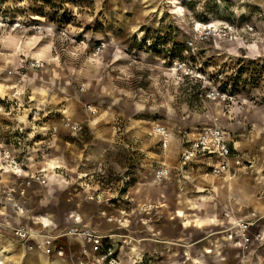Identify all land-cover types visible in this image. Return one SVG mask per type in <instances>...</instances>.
Listing matches in <instances>:
<instances>
[{
  "label": "rangeland",
  "instance_id": "374dc122",
  "mask_svg": "<svg viewBox=\"0 0 264 264\" xmlns=\"http://www.w3.org/2000/svg\"><path fill=\"white\" fill-rule=\"evenodd\" d=\"M246 26H252L253 31ZM226 29L231 32L227 36ZM20 36L33 41L30 53L34 57L28 59L27 65L30 60L41 61L43 67L36 69H43L41 72L15 69L16 60L8 54L14 51V41ZM13 85L30 87H20L19 110L8 117L0 116V149L15 151L17 160L29 166L33 161H43L42 154L59 155L62 141L56 138L63 137L70 142V162L75 166L70 177L55 165H51L52 170L32 168L29 174L36 177L29 185L8 169L0 172L2 192V188L9 192L10 181L24 180L31 191L29 209L38 216L45 217L49 212L61 216L67 209L68 193L80 203L85 193L92 194L96 184L106 197H125L126 189L148 177L147 172L155 166L153 159L144 155L157 150L155 126L169 132V147L176 150L177 143L186 147L187 140L211 128L206 122L211 116L220 123L214 127L224 132L226 123L234 124V131L229 132L233 143L250 139L253 145L249 151L264 160V123L260 128L254 126L259 119L245 109L259 112L252 106L264 107V0H0V100L10 95L8 86ZM29 94L41 104H52L53 110L64 105V118L79 124L81 130L73 134L60 128V110L48 115L59 120L54 137L43 135L45 132L38 128L31 129L28 114L33 102L27 100ZM87 106L95 113L90 114ZM242 112L244 115H240ZM17 126L45 142L23 141ZM86 143H94L91 149L105 150V165L100 171H88L89 181L82 186L79 163L84 161L80 153ZM25 146L38 151L26 154ZM39 176L59 180L63 177L72 185L66 188L55 181L48 188L52 193L49 195L47 187L36 182ZM249 184L257 186L258 210L264 212L262 181ZM116 201L105 206L114 203V208L127 214L136 209L125 198ZM168 210H173V204ZM0 211L14 212L1 192ZM100 214L103 217L94 220L98 228H103L110 216ZM123 216L113 218V225H109L118 235L125 233L116 223L121 219L120 223L126 222ZM177 216L182 218L183 214L178 212ZM249 216L247 220L254 224L248 229L247 248L240 250L230 244L231 249L225 252L229 264H264V246L253 240L258 233L264 236V218L255 213ZM162 220L167 219L149 220L150 237L158 243L171 244L173 238L164 236L178 232V222L170 221L167 228ZM203 222L196 220L198 227ZM110 242L115 248L117 244ZM177 252L179 261L181 249ZM167 256L145 257L143 264H156L158 257ZM183 262L190 264V260Z\"/></svg>",
  "mask_w": 264,
  "mask_h": 264
},
{
  "label": "crops",
  "instance_id": "0c3cea01",
  "mask_svg": "<svg viewBox=\"0 0 264 264\" xmlns=\"http://www.w3.org/2000/svg\"><path fill=\"white\" fill-rule=\"evenodd\" d=\"M23 38L20 36V38L14 41V51L8 54L16 60L15 69H19L20 71H32L35 74L41 72L43 69L37 71L36 69L28 67V59L34 57L32 56L33 54L30 53L34 44L29 37ZM3 41L5 42L6 40ZM5 87L7 88V86ZM20 87L26 89L30 86ZM31 95L27 96V100L33 102V108L43 112L42 115L45 116L44 123L36 128L44 131L45 133H43V135L48 134L46 130L51 126L58 125L59 122V120H56L53 117H48V115L54 111L60 110L61 118L66 119L63 116L66 112L63 110L64 105L61 106V109L53 110L52 108L54 106H52V104H47L48 106H46V104H41ZM39 106L41 107L39 108ZM252 107L260 109L259 112H255L253 108L248 109L245 106L246 112L252 111L255 113V116H257L259 121L254 123V126L260 128V123H264V107ZM240 115H244L243 112ZM206 122L212 127L220 124L218 121L213 120L211 116L207 118ZM233 127L234 124L232 123L225 124V131L230 140V147L234 153L246 162V164L240 167L231 166L230 172L225 173L222 176L215 177L207 173L209 170L207 161L189 164L185 167L184 172L179 174L172 168L175 167L179 156L184 151V145L182 146V143L179 142L175 146L177 147L176 150L170 148L169 145L172 143V139L170 138L168 145L170 149L168 148V150L161 151L159 146L160 139L158 136L154 135L155 139H157V150L144 152V155L146 158L153 159L155 166H151V169L147 172L148 177L137 181L133 186L131 185L126 189L125 197H106L102 192L98 191L99 186L96 184L94 191L90 192L92 194L87 195L85 193L82 197L83 200L81 201L84 202V205H82L81 201L80 203L75 201V196L72 193L71 195L68 193L67 199L65 198L67 209L61 216L49 212L45 214V217H42L33 213L29 209L31 205L28 194L31 191L30 187L25 186L24 180L10 181L9 184L11 188L7 191H11L16 200L19 199L22 201L25 213L19 217L16 216L14 212L5 214L0 211V223H3L6 226H16L19 224L29 225L33 230L53 235L65 232L73 226L89 228L101 236L110 237L108 242L110 245H113L110 241L115 245L117 244L114 246L119 264H143L145 257L166 254H168V256L164 259L156 257L158 260L156 264H182L184 263L183 261L187 260H190V264H199V262L200 264H229L228 255H226L225 252L231 249V246L223 239L224 231L227 229L230 222L227 218H243L247 220L251 218L249 213H255L260 218H264V212L258 210L259 202L255 194L257 186H251L249 184L252 181L253 183H257L258 180L259 182L262 181L260 173L264 169V160H260L259 156L253 155L251 151H249V148L253 145V142L250 139L233 143L229 134V132L234 131ZM150 135L154 137L152 134ZM27 136V139H29L30 142H34V144L45 142L44 139L38 141L37 136L34 138L33 136L30 137L29 134ZM195 138L187 140V144ZM54 139H51V144H54L56 139L62 141V150L59 155L49 157L48 154H42L41 160L43 161H33L32 164L26 166L29 172L42 168L52 170L51 165H55L61 167L66 175L70 177L71 171L75 168L70 162V142L63 137L61 139L58 137L55 140ZM104 139L106 140V138ZM93 144L94 143H86L82 145L80 155L84 156V161L79 163V165H81V168L79 169V172H81V181L79 184L82 186H87V182L89 181L87 180V177L89 176L88 171H92V173L100 171L102 165H105V163H102L103 152L105 150H99L98 148L91 149L89 146ZM25 148L27 152L26 154L37 153L36 151H38L34 150L33 147L30 149V147L25 146ZM14 153L15 151H13V154ZM257 159H259L260 162L258 161L257 163ZM144 161H146V159ZM150 162L151 161H149V163ZM249 163L251 164L250 166L247 165ZM160 166H166L171 169V177L165 184H157L153 180V171ZM82 176L85 178L84 180L82 179ZM60 178L61 180L54 179L52 176H47L44 184L39 183L37 180L36 182L45 185L47 187L46 192L49 195H52L48 188L54 185L55 181L64 185L66 188H69V186L72 185L69 180L64 179L63 177ZM248 179L251 181H247ZM148 184H153V186L151 187ZM2 190L3 192L0 191L1 194L6 193V191H4L5 189L2 188ZM137 192L138 196L135 195ZM124 198L127 199V203H129L130 207L133 205L136 206V209L131 210L129 214L123 210L121 211L114 208V203L105 206L109 201L113 202L114 200L116 201ZM170 204H173L172 211L168 210ZM100 212H106L107 215L110 216L107 218L108 221L105 220L103 224L105 226L103 228H98L97 223L95 222V220H99L103 217ZM178 212L183 214L182 218L177 216ZM225 213L228 217H224ZM118 216H123V220L126 221L120 223L122 221L121 219L120 222H116L117 225L125 230V233L121 235L114 233L113 229L109 226L111 223L113 225L112 219ZM155 217L167 219L164 221L162 220V225L167 226V228L171 226L169 224L170 221L178 222V232L176 231L171 235V233H165L163 231L166 234L164 237L173 238L174 241H170L171 244L158 243L159 241L151 239L150 235L152 228L150 227L149 220ZM75 219L78 220L76 221ZM197 219H202L204 221L201 224V227H198V224L196 223ZM184 220L190 222L184 224ZM157 235L158 234L155 233V236ZM0 236L1 264H9L10 258L15 264H76L78 260H83L85 264H98L95 256L90 253L89 247L81 237L66 236L60 239L58 244L63 247L65 255L64 257L59 258L55 255L47 256L38 251L31 253L27 252L23 245L11 237L7 228L0 231ZM5 239H8V241ZM257 243L260 246H264V236ZM84 248L88 250V253L86 256L82 257L81 251ZM177 249H181L179 261H177L179 255ZM202 249L204 251L208 249L210 252L205 253ZM187 252L190 255L189 258Z\"/></svg>",
  "mask_w": 264,
  "mask_h": 264
},
{
  "label": "built area",
  "instance_id": "2783aa9c",
  "mask_svg": "<svg viewBox=\"0 0 264 264\" xmlns=\"http://www.w3.org/2000/svg\"><path fill=\"white\" fill-rule=\"evenodd\" d=\"M246 28L249 32L253 31L252 26H246ZM229 33H231L230 29H226V31H224L225 36ZM192 45L193 44L189 42L188 46L192 47ZM43 65L44 63L38 60H30L28 62V67L32 69H40ZM9 90L11 91L10 95L6 96V98L3 97L0 100V116L8 117L12 115L15 110H19L22 106V92L20 86H9ZM86 108L90 114L95 113V110H93L91 106H87ZM28 115L30 116L29 123L31 124V129H35L40 126V124L44 123L45 116L41 115L40 111L36 108L30 109ZM28 115L27 117H29ZM59 125L60 128L73 134L81 130L79 124L72 123L68 119H62ZM58 128L59 126L57 125L51 126L46 130V132L49 136L54 137ZM16 131L23 135V137H21L23 141L28 140V134L24 133V127L17 126ZM153 133L160 139V149L165 151L171 138L169 132L163 127L155 126V128H153ZM203 161L208 162L209 170L207 173L215 177L222 176L223 174L230 172L231 166L240 167L244 166L246 163L240 156L232 151L227 133L218 127L206 128L200 132L195 139L189 141L184 151L179 156L175 167L172 169L181 174L184 172L187 165L192 163H201ZM247 165L250 166L251 164L249 163ZM6 169H8L14 177L18 179H25L27 185H29L31 180L36 177L34 174H29L27 167L17 160L13 151L1 148L0 172ZM170 177L171 169L166 166H160L153 171V180L157 184L168 181ZM260 178L264 185V169L260 173ZM36 180L41 184L45 183L44 176H39ZM5 199L6 201L11 202L16 216L20 217L24 215L25 209L23 205L19 202V200L14 198L11 191L5 193ZM224 217H228V215L225 213ZM227 219L231 220V223L229 224L230 227L224 231V241L228 242L237 249L245 250L249 242L248 229L254 223H251L246 219ZM75 220L77 221L78 219ZM4 228L8 229L11 237L23 245L27 252L38 251L47 256L55 255L56 257L62 258L64 257L65 252L63 247L58 244L59 240L66 236H75L83 238L85 244L89 247L90 253L96 257L98 264H119L116 256V249L107 242L108 237L101 236L86 227L73 226L65 232L57 235L44 234L40 231L33 230L32 227L24 224L6 226L3 223H0V231ZM226 236L232 237V239L225 238ZM262 237L263 235L258 233L253 240L255 242H259ZM87 253V249H82V257L86 256ZM76 264H85V262L83 260H78Z\"/></svg>",
  "mask_w": 264,
  "mask_h": 264
},
{
  "label": "bare ground",
  "instance_id": "6f19581e",
  "mask_svg": "<svg viewBox=\"0 0 264 264\" xmlns=\"http://www.w3.org/2000/svg\"><path fill=\"white\" fill-rule=\"evenodd\" d=\"M155 128V127H154ZM5 172H7V169L5 170ZM231 219H235V218H231ZM243 219V218H242ZM44 222H46V221H44ZM230 223H231V220H230ZM225 238H229V239H232V237H225ZM7 250V249H6ZM1 264V263H0Z\"/></svg>",
  "mask_w": 264,
  "mask_h": 264
}]
</instances>
